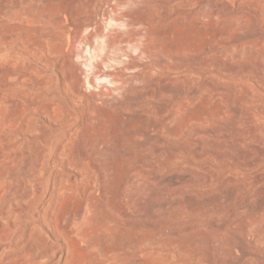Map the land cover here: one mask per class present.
Instances as JSON below:
<instances>
[{
  "label": "rangeland",
  "instance_id": "1",
  "mask_svg": "<svg viewBox=\"0 0 264 264\" xmlns=\"http://www.w3.org/2000/svg\"><path fill=\"white\" fill-rule=\"evenodd\" d=\"M101 31L133 40V64L104 50ZM39 93L57 94L72 122L37 112L41 131L30 139L68 133L76 158L105 177L89 207L80 191L62 201L63 219H86L92 232L70 240L68 264H212L155 241L177 226L213 241L221 264L264 262V0H0V95ZM5 150L0 133V173L11 169ZM8 244L0 235V264H28L19 247L2 250Z\"/></svg>",
  "mask_w": 264,
  "mask_h": 264
},
{
  "label": "bare ground",
  "instance_id": "2",
  "mask_svg": "<svg viewBox=\"0 0 264 264\" xmlns=\"http://www.w3.org/2000/svg\"><path fill=\"white\" fill-rule=\"evenodd\" d=\"M116 1L118 4L126 2V0ZM107 3L110 4V0H107ZM110 8L112 11H115L117 7L110 5ZM21 15L20 12L10 14L13 19L17 20L20 19ZM123 17L124 15H120L113 20L118 21ZM91 22L89 21L88 24ZM99 35L106 40V44H103L104 50L106 52L111 49L116 50L121 65L128 68L132 63L129 61L131 57L129 47L133 43V40L125 36H113L111 33L104 31H101ZM71 36L73 37L71 47L74 49L76 43L83 37L82 31L76 30ZM48 43L50 48H55V44L52 41H48ZM87 44V47H92V43ZM141 49H143V46ZM40 54L44 55V51H41ZM78 54H81V52H78ZM71 59L72 55L70 54L69 60ZM76 68L80 76L86 74L85 65L78 64ZM77 81L81 84L85 83L81 77H78ZM67 82V86L72 88L73 95L77 94L76 90H73L75 81L68 80ZM53 83L51 77L45 82L48 85ZM121 88L123 89V87ZM39 97L36 100H32L25 97L16 99L13 96L6 97L0 95V133L6 146L5 154L11 164L10 171L0 173V235H4L9 240V244L1 248L3 250L10 246L16 247V249L19 247V251L22 252L28 264H68L70 240L73 238L79 240L91 239L92 232L90 233L87 228L86 219H83L80 223H69L66 219H63L62 201L67 194L80 191L87 201V207H89L91 200L95 198L96 192L102 188L101 186L104 183L105 177L102 173L98 172V168L96 169L91 162L76 158L74 151L70 147L68 133L57 143H54V133L52 131L42 134L44 139L40 141H32L30 139L32 135H37L41 131L39 130L40 124L36 119L37 112H43L49 117L55 114L58 115L59 112L58 117L60 116L61 123L65 124L66 128L70 127L72 122L70 109L58 99L57 94L47 96L39 93ZM50 152L53 156V168L46 180L47 190L45 193L41 190L42 182L40 179L46 175L48 168L47 161L50 157L48 153ZM72 169H76L81 178L68 174ZM11 171L15 173L22 172V174L25 172L31 173L39 179L32 181L22 177L11 178ZM18 199L25 200V206L14 207L12 200ZM247 226L246 223L242 222L239 228L241 231H244ZM111 227L109 218L105 219L102 223L104 232L111 231ZM58 236L65 238L59 240L57 239ZM155 241L174 244L177 246L175 248L179 249L188 258L198 261L207 260L212 264H221L213 249V241L211 242L204 235H194L183 226L174 227L170 231H162ZM150 242L152 243L151 240ZM90 245L95 249H100L99 243L95 240H91Z\"/></svg>",
  "mask_w": 264,
  "mask_h": 264
}]
</instances>
